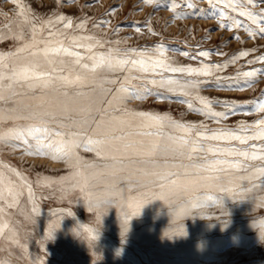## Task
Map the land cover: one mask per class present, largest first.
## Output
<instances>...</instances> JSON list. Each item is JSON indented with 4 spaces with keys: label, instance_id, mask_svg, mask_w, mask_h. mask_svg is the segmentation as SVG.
Listing matches in <instances>:
<instances>
[{
    "label": "rangeland",
    "instance_id": "rangeland-1",
    "mask_svg": "<svg viewBox=\"0 0 264 264\" xmlns=\"http://www.w3.org/2000/svg\"><path fill=\"white\" fill-rule=\"evenodd\" d=\"M177 2L183 4L184 0ZM193 2L198 8L208 7L207 0H193ZM169 3L170 0H160L159 6H156L144 5L143 0H107L105 4L103 0H0V53L14 51L20 43L13 39V35L18 32L22 24L23 17L18 15L21 8L25 9L29 19L33 14L41 18H54L56 14H64L72 17L74 21L87 18L86 30H75V34H91L110 41L120 40L121 48L131 47L149 52L162 43L168 51L164 53V57L156 54L152 59L167 58L174 65L193 67H200L202 64L222 65L219 69L213 68L211 75L196 78L204 81L199 86L198 95L211 101L212 111L229 113L226 117L211 118L198 114L189 110L186 103L179 102L181 97L161 100L154 95H149L143 100L125 101L116 105L117 109L126 107L132 111L166 113L172 120L194 125V131L195 128H199L208 135L220 130L239 132L241 128L246 134L259 131L264 126L254 125V122L264 119V113L255 111L253 102L264 96V74L258 73L255 78H251V86H245L243 84L245 78L237 73L238 70L244 72L264 68V62L257 61L258 57L264 56V37L257 35L250 38L243 27L237 30L233 26L229 31L219 29L218 20L212 17L190 15L185 18L187 20H175L173 13L165 7ZM221 6L217 5V7ZM113 9L115 11H112ZM164 9L165 12H162ZM248 10L261 12L264 10V4L257 0L255 6H248ZM182 11L191 12V9L185 7ZM232 15L245 24H251L245 17H239L236 13ZM149 19L150 26L157 35L147 32L146 22ZM101 20L110 23L104 27L94 28L93 24ZM9 24L12 25L10 30L6 28ZM137 25L141 26L140 33L135 31ZM116 29L119 30L115 31ZM234 33L239 35L243 42L229 39ZM199 50H213V54L207 58L198 57L196 60L181 55L184 51L195 55ZM242 50H250V55L239 58L234 63H228L233 55ZM217 52L224 55H217ZM249 60L254 63L249 64ZM5 63H9V60L6 59ZM226 63L227 67H223ZM164 75L175 77L180 74L167 72ZM133 83H143V81ZM229 84L233 87H227ZM152 89L153 92L163 91L155 86H152ZM231 102H237L239 106L233 110ZM193 107L207 111L198 101L194 102ZM5 111L6 109H0V113ZM120 116H124V113H120ZM128 122H133V126L125 128ZM16 123L27 122L16 121ZM109 124L115 131H107L105 135L127 136L126 140L118 144L143 141L144 149H127L128 152L147 151L148 145L158 140L157 137L134 135L137 132L158 130L155 127L151 129L139 127L140 120L136 117L126 116L124 121H109ZM10 126L11 122L0 125V131ZM121 129L124 131L122 132ZM163 131L177 137L193 138L191 135L186 136L182 131L172 129ZM261 143L264 141L249 140L246 145H241L235 140L200 138L196 146L203 144L214 149L224 147L247 149L248 145ZM257 154H259L258 150ZM77 155L89 162H101L95 153L86 152L83 148L77 150ZM197 155L199 159L196 158ZM213 159H225V157L207 153L194 154L191 161L187 158H177L173 161L169 156L168 162L187 165ZM227 159L236 158L227 157ZM246 165L253 166L254 171V168L264 166V162L247 161ZM126 168L134 176L137 175L131 164H127ZM73 171L74 169L62 160L53 159L48 155L26 154L23 145L12 147L11 142L0 140V174H3L5 181L13 182L19 179L15 176V172H20L26 177L28 183L32 185L34 203L39 209L38 214L31 213L33 202L27 200V189L20 197L18 206L14 204L11 209L5 207L4 213L13 228V233L0 237V264H41V262L43 264H264V239L260 238V230L257 227L264 222V191L259 187L261 183L259 177L254 176L253 172L240 173L237 170L219 173L222 180L217 182L188 184L187 191L184 190L183 183L169 186L165 190L166 194H171V202L180 205L186 201H195L198 196H212L213 200L223 202L224 210L228 215H222L221 209L214 204L205 206L202 209L203 218L198 212H194L179 221L183 224L186 235L169 237L165 232L176 227L173 222L175 209L162 200L153 199L142 208L138 216L129 221V229L122 238L118 209L114 205H108L107 214L102 217L101 225H97L94 213L87 209L85 202L87 193L80 192L83 180L74 176ZM110 171V169L104 170L105 173ZM125 174L127 173L117 172V175ZM241 176L245 179H241ZM98 179L106 185L109 184L107 174ZM72 182H76L78 186L71 187ZM226 189H231V192L225 191ZM125 195L135 198L131 201L135 203L136 200L143 199L144 195L151 196L152 192L140 193L133 190L126 192ZM67 211H71L73 215L65 214L61 218V213ZM55 225H58V229L54 232V238L46 241V233L50 226ZM81 225L99 228V238L90 243L89 234L84 232ZM77 232L79 235L76 234ZM14 234L18 235L20 243L14 242Z\"/></svg>",
    "mask_w": 264,
    "mask_h": 264
},
{
    "label": "snow or ice",
    "instance_id": "snow-or-ice-1",
    "mask_svg": "<svg viewBox=\"0 0 264 264\" xmlns=\"http://www.w3.org/2000/svg\"><path fill=\"white\" fill-rule=\"evenodd\" d=\"M159 2L160 0H143L146 5L159 6ZM258 2L264 4V0ZM207 3V8H198L193 0H184L183 4L178 3L177 0H170L165 7L173 13L174 19H185L190 15L212 17L218 20L219 29L229 31L233 26L237 30L243 27L250 38L257 35L264 37V10L258 13L248 10V6H255L257 0H207ZM217 5L222 6L217 7ZM185 7L191 9V12L182 11ZM232 13L247 18L251 24H245ZM18 15L23 17V20L13 39L20 43L14 51L0 53V109H6L5 112L0 113V125L11 122L10 127L0 131V140L11 142L12 147L23 145L26 154L48 155L72 167L73 175L83 180L80 192L87 193L85 196L87 209L94 213L97 225H101L102 217L107 214V206L114 205L120 215L123 238L129 229V221L138 216L146 204L153 199H159L175 209L173 222L176 227L166 231L165 235L183 236L186 235V230L179 221L185 216L198 212L203 218L202 209L213 204L221 209L222 215L228 213L224 210L223 202L213 200L212 196L202 195L195 201H186L182 205L173 204L170 199L171 194L165 192L169 186L183 183L184 190L187 191L188 184L217 182L222 180L219 173L239 170L240 173L253 172L254 176H258L261 181L259 187L264 191V166L256 167L253 171V166L246 165L247 161L264 162V143L248 145L247 149L237 147L214 149L203 144L196 146L200 138L235 140L241 145H246L249 140L264 141V127L252 134H246L241 128L239 132L220 130L208 135L199 128H195L194 131V125L172 120L166 113L153 114L132 111L126 107L116 108V105L125 101L143 100L149 95L161 100L181 97L179 102L186 103L189 110L211 118L226 117L229 113L212 111L211 101L198 95L199 86L204 81L196 78L207 77L211 75L213 68L219 69L222 65L202 64L200 67L174 65L167 58L152 59L156 54L164 57V53L168 51L162 43L149 52L138 48H121L120 40L110 41L91 34H75V30H86L87 18L74 21L72 17L64 14H56L54 18H41L33 14L29 19L23 8ZM109 23L110 21L101 20L94 23L93 27L100 28ZM146 25L148 33L157 35L150 26V19ZM11 27V24L6 26L9 30ZM135 31L140 33L141 26L137 25ZM229 39L243 42L235 33ZM212 54L213 50H199L195 55L187 51L181 53L192 60L198 57L207 58ZM216 54L224 55L219 52ZM249 55L250 50L239 51L228 63H234L237 59ZM6 59L9 60L7 64ZM257 61L264 62V56L258 57ZM248 63L252 64L254 61L249 60ZM223 67H227V63ZM167 72L180 75L165 76ZM258 73L264 74V68L244 72L238 70L237 74L245 78L243 81L245 86H251V78H255ZM149 76L160 78L149 79ZM134 81H143V83H133ZM152 86L163 91L153 92ZM227 87L232 88L233 85L229 84ZM196 101L203 104L207 111L194 108L193 104ZM253 103L255 111L264 113V96ZM231 104L233 110L239 106L237 102ZM120 113H124V116H120ZM126 116L139 118V127L158 129L155 132L143 131L134 134L137 137L158 138L156 143L148 145L147 151L134 153L127 151L133 148L144 149L142 140L134 144H118L126 140L127 136L105 135L107 131H115L110 127L109 121H124ZM16 121L27 123H16ZM254 125L264 126V119L255 121ZM132 126L133 122L125 124V128ZM164 129L182 131L186 136L191 135L193 138L177 137L166 133ZM121 131L123 132L124 129ZM81 148L86 152L95 153L101 162L83 160L77 155V150ZM207 153L220 155L225 159L204 160L201 163L187 165L168 162L169 156L173 161L177 158H187L191 161L194 154ZM133 157H135L134 161ZM227 157L236 159L229 160ZM196 158L199 159V155ZM127 164L135 168L137 175L128 172ZM105 169L111 171L105 173ZM118 171L127 174L117 175ZM106 174L109 181L107 185L98 179ZM15 176L19 178L15 182L5 181L3 174H0V237L13 233L4 209L5 207L11 209L14 204L18 206L25 189H27V200L33 202L31 213H39L34 203L32 185L20 172H15ZM241 179L245 178L241 176ZM77 186L76 182L71 183V187ZM133 190L140 193L151 191L152 195H144L143 199L133 203L131 201L135 198L125 195L126 192ZM225 191L231 192V189ZM65 214L73 215L71 211H67L61 213V218ZM257 227L260 230V238L264 239V222ZM81 228L89 234L90 243L99 238V228L83 225ZM57 229L58 225L50 226L46 233V241L54 238ZM76 234L79 235L78 232ZM13 239L14 242L20 243L18 235L14 234Z\"/></svg>",
    "mask_w": 264,
    "mask_h": 264
},
{
    "label": "bare ground",
    "instance_id": "bare-ground-1",
    "mask_svg": "<svg viewBox=\"0 0 264 264\" xmlns=\"http://www.w3.org/2000/svg\"><path fill=\"white\" fill-rule=\"evenodd\" d=\"M104 1V4H105V2L107 1V0H103ZM109 1V0H108ZM122 1V0H121ZM125 1H127V0H125ZM145 5V4H144ZM125 7V6H124ZM101 9V8H100ZM162 12H165V9H164V11H162ZM169 12V11H168ZM171 13V12H170ZM141 14V13H140ZM156 15V14H155ZM154 15V16H155ZM163 15V14H162ZM167 15V14H166ZM158 16V15H157ZM153 18V17H152ZM159 18V17H158ZM154 19V18H153ZM155 19H157V18H155ZM176 20V19H175ZM178 20V19H177ZM185 20H187V19H185ZM185 20H183V21H185ZM195 21V20H194ZM194 21H191V22H194ZM178 22V21H177ZM211 22V21H210ZM175 23V22H174ZM177 24V23H176ZM184 24V23H183ZM199 24V23H198ZM209 24V23H208ZM167 25V24H166ZM168 26V25H167ZM166 26V27H167ZM170 26V25H169ZM182 26V25H181ZM172 27V26H171ZM175 27V29L177 28L176 26H174ZM168 28V27H167ZM173 28V27H172ZM184 28V27H183ZM169 29V28H168ZM167 29V30H168ZM178 29V28H177ZM181 30V29H180ZM170 31V30H169ZM173 31V30H172ZM170 33V32H169ZM182 35V34H181ZM215 38V37H214Z\"/></svg>",
    "mask_w": 264,
    "mask_h": 264
}]
</instances>
